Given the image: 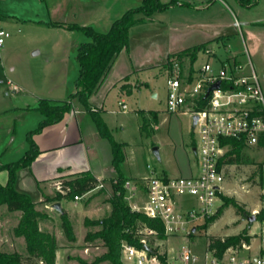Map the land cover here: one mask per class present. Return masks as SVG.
Masks as SVG:
<instances>
[{"label":"crops","instance_id":"1","mask_svg":"<svg viewBox=\"0 0 264 264\" xmlns=\"http://www.w3.org/2000/svg\"><path fill=\"white\" fill-rule=\"evenodd\" d=\"M142 2L143 0H0L2 27L21 32L19 23L24 28L28 24L33 26L25 29L21 40H30L33 32L37 33L34 36L58 35L62 41L63 37L67 38L65 47L61 46L62 42L59 43L57 50L63 47L65 49L59 59L51 53L56 58L54 62L48 58V63H40L39 70L31 68L25 75L22 72L16 74V66L9 61V54L15 45L13 41L5 42L0 48V76L4 75L7 80L11 79L19 86V90H14L6 80L7 85L0 87L1 184H6L10 177L8 169L3 167L18 161L26 154L30 148L28 134L35 131L45 119L44 114L37 109L40 99L60 102L74 92L68 93L66 87L69 84V70L72 66L73 75L78 66V77V48L82 42L90 39L82 31L48 26L45 22L77 23L91 26L99 32H107L117 18L128 9L140 6ZM118 6L122 8L119 14ZM136 18L140 20L130 28L129 49L122 50L115 57L102 84L90 97L93 108L101 114L107 112L106 98L113 89L121 97L118 101L121 109L127 111L129 107L123 96L131 95L141 88L139 84L135 88L131 85L136 73L140 74L144 69L160 64L165 68L169 54L203 43L213 53L208 55L207 60L212 61L211 57L215 58L217 66L223 61L235 59L246 66V71L254 67L257 73L264 76V0H256L252 7H245L237 0H180L179 4L167 10L154 12L150 19H145L143 13H138ZM74 37L80 43L73 46L69 41ZM231 40L235 44L232 45ZM33 49H36L33 55L42 51L36 48V44L31 45V50ZM52 49L55 50L56 46ZM7 64L8 68L5 66ZM128 76L130 79L126 80ZM1 82L5 80L1 79ZM120 102H124L127 108L123 109ZM32 139L40 154L31 165L16 171L15 188L29 194L38 204L44 196L55 195L57 190L52 185L55 180L91 171L103 184L104 191L116 177L112 167L113 153L106 143L107 140L99 135L92 115L76 98L62 120L46 125L40 132L33 134ZM191 146L194 164H190L188 159L186 165L179 167V175L198 171L196 144ZM185 155L187 157L186 152ZM121 170L129 180L140 181L145 178L128 176L123 163ZM99 188L88 193L91 194ZM60 202L63 208V201ZM43 205L44 209L40 210L49 214V205ZM40 227L42 229L41 224ZM44 231L49 232L47 229ZM253 243L256 246V239Z\"/></svg>","mask_w":264,"mask_h":264},{"label":"rangeland","instance_id":"2","mask_svg":"<svg viewBox=\"0 0 264 264\" xmlns=\"http://www.w3.org/2000/svg\"><path fill=\"white\" fill-rule=\"evenodd\" d=\"M120 10H122L121 6H118L117 14H119ZM19 26L22 28L21 32L17 29L14 31L9 28L12 30V32L9 30L12 36L6 41V43L13 41V44H15L9 54V61H12V65L16 66V74L22 72L25 75L31 68L39 70L40 63H48V58L54 62L56 58H53L51 53H54L56 57L58 56V59L63 54L65 50L64 43L67 41L66 37H63L62 41L58 35H53L52 37L43 34L34 36L37 33L33 32L31 36L33 35L32 37L35 40L31 38L30 43V40H21L20 37L26 32V28L28 30L29 27L33 26L28 24L24 28L21 23H19ZM60 42H62L61 46L64 47L60 48L61 50H57ZM79 43L76 37L69 41V44L73 46ZM32 44H36V48L42 50L40 54L33 55V51L36 49L31 50ZM231 44L233 45L235 42L231 40ZM53 46H56V53L52 49ZM208 58V54L205 53V50H202L199 52V57L195 64L201 65ZM211 60L217 66L216 59L211 57ZM188 63L186 65L187 68L189 67ZM5 66L8 68V64ZM76 67L75 75H72L74 71L72 66L69 70V84H66L68 93L75 90V81L78 74V66ZM166 69L167 67L164 68L160 64L144 69L140 74L136 73L134 75L133 83H131L132 87L134 86L135 88L139 84L141 88L135 90L131 95L123 96L129 107L127 111L121 109V105L118 102L121 97L117 94L116 89H113L106 98L105 107L107 112L102 114L103 118L114 140L128 143L125 146L126 158L122 162L128 176L149 177L152 174L161 175L164 172L169 176H177L180 172L179 167L186 165L188 159L190 164H194V154L191 151V145L197 144L199 137L197 131L193 128V118L187 108L177 111L168 109L166 84L168 71ZM258 75L264 87V76L260 72ZM1 79L5 80V82L2 83ZM129 79L130 77L128 76L126 80ZM6 80L4 75L0 76V87L7 85ZM144 80L148 81V83ZM142 125L145 126L144 130L141 128ZM105 139L112 151L111 141L108 138ZM155 146L159 147L161 159L153 152V147ZM103 155L105 156V154ZM243 157L244 159L240 163L226 165L225 181L222 184L223 190L221 192L223 195L235 197L243 207V210L239 212L233 205H229L224 209V213L211 222L208 227L204 225L201 230L203 236L197 238V249L201 251L205 246L206 239L210 237L224 238L238 234L244 228H248L252 233L260 231L256 220L250 222L247 216L253 213L260 204L259 197L264 188V167L263 176H261L259 163L264 162V149L247 146L243 150ZM113 180L110 181L107 189L102 190V192H99L98 189L91 194H84L79 200L74 198L62 200V211L69 215L73 223L76 237L73 241L67 237L63 229L62 211L53 208L51 206L52 203L48 204L50 215L48 214V218L41 220L40 224L43 230L47 229L56 236L59 246L56 264H82L79 261V257L87 263H91L106 252L107 248L100 239L86 240V236L90 231L95 232L101 227L91 223L88 224L87 220L103 219L110 214L111 203L109 199L114 194ZM59 182L60 179L52 182L56 190ZM138 194L140 199H142L143 192L139 191ZM179 200L186 207H191L196 203V200L190 196L181 197ZM224 203L222 198L217 201L219 207L223 206ZM43 204H38L37 208L39 210L44 209ZM20 217V211L11 212L6 205L0 206V246L3 250L19 251L27 255L24 237L17 236L14 233V227L18 224ZM166 246V243H164L163 247ZM98 264H110V262L101 261Z\"/></svg>","mask_w":264,"mask_h":264},{"label":"built area","instance_id":"3","mask_svg":"<svg viewBox=\"0 0 264 264\" xmlns=\"http://www.w3.org/2000/svg\"><path fill=\"white\" fill-rule=\"evenodd\" d=\"M11 34L0 25V48ZM205 53L213 54L210 49ZM183 61L184 68L175 59L172 68L166 69L167 106L170 111L187 108L192 118L198 115L194 127L199 137L198 171L189 175L152 174L140 181L127 180L125 198L129 206L133 211L159 220L165 237L160 238L156 228L141 226L136 233L140 245L122 242V260L124 264H264V218L258 219L264 211V188L260 204L253 211L260 231H249L250 243L231 245L220 253L211 246L209 238L202 251L197 249V238L203 236L202 227L219 208L217 201L226 171L221 159L230 147L224 140L237 138L247 146L259 147L264 133V87L254 67L246 71V66L235 59L218 66L207 60L195 67L191 79L186 67L189 60L184 57ZM217 81H221L220 86L205 97L208 87ZM7 83L19 90L11 79ZM201 99L206 100L205 104L200 105ZM120 103L123 109L127 108L124 102ZM60 188L59 182L57 189ZM139 191L143 192L142 199ZM185 196L193 197L195 205L184 206L179 199Z\"/></svg>","mask_w":264,"mask_h":264},{"label":"trees","instance_id":"4","mask_svg":"<svg viewBox=\"0 0 264 264\" xmlns=\"http://www.w3.org/2000/svg\"><path fill=\"white\" fill-rule=\"evenodd\" d=\"M245 7H252L256 0H237ZM180 0H143L138 7L128 9L121 17L117 18L107 32L96 31L91 26L79 25L77 23L65 22H45L48 26L64 27L69 30H79L84 32L90 39L82 42L78 48L77 61L79 63V75L75 81V90L67 99L60 102H52L48 99H40L37 109L40 110L45 119L39 124L35 131L28 134L30 148L26 154L16 162L5 165L3 168L9 171V180L6 184L0 183V206L6 205L9 211H20L21 217L18 224L14 227V233L17 236H23L26 242L27 255L19 251H6L0 246V264H56L57 244L56 236L50 232L44 231L40 227V221L49 217L46 212L37 208L38 203L32 197L24 192H19L15 188L16 171L22 167L32 164L40 154V150L32 139L33 134L40 132L46 125L59 122L63 119L65 113L72 108V101L76 98L83 108L89 112L98 128L99 135L108 138L112 144V167L116 177L112 181L114 194L109 199L111 203L110 214L103 219L87 220L88 224L101 226L95 232L90 231L87 241L100 239L107 248L106 252L95 261L87 263L79 257L82 264H98L101 261H109L110 264H124L122 261V242L124 240L140 245L137 236V230L141 226L156 228L159 237H165L163 226L159 220L148 217L142 212L133 211L129 206L125 195L127 192L126 182L128 178L124 176L121 170V163L126 158V143L114 140L110 129L105 122L102 114L93 108L90 103V97L102 84L104 78L110 71L115 57L122 51L128 50L130 46V28L139 22L136 18L138 13H143L145 19H150L151 15L157 11H164L171 6L177 5ZM183 4V3H182ZM185 4V3H184ZM187 4V3H186ZM207 44L203 43L176 53L169 54L167 67L172 68L175 59L180 60V65L184 68L183 58L189 60V78L195 73V63L199 52L206 50ZM128 78V77H126ZM206 100L201 99L200 105L205 104ZM143 130L145 126L141 127ZM230 144L226 154L221 159L222 165L240 163L243 161V150L247 147L243 140L237 138H228L224 140ZM259 147L264 148V133L261 136ZM264 162L259 163V170L263 176ZM61 188L57 189L54 196H44L40 203H54L62 201L65 198H75L100 187L101 182L91 171H84L70 175L60 180ZM103 187L99 188L102 192ZM219 197L224 200V205L220 206L217 212L206 220L205 226L208 227L211 222L224 213V209L233 205L239 212L243 210L241 204L235 197L219 193ZM264 218V211L258 215V219ZM62 226L70 240H75L73 223L66 212L61 213ZM211 246L220 253L231 245H242L250 243L251 235L248 228H244L235 235H229L224 238L210 237Z\"/></svg>","mask_w":264,"mask_h":264},{"label":"water","instance_id":"5","mask_svg":"<svg viewBox=\"0 0 264 264\" xmlns=\"http://www.w3.org/2000/svg\"><path fill=\"white\" fill-rule=\"evenodd\" d=\"M220 83H221V81H217V82L211 84V85L208 87V90H207V93H206L205 97H207L208 94H209L213 89L218 88V87L220 86ZM197 120H198V115H194V116H193V128L195 127V124H196ZM153 152L155 153V155H156L159 159H161L160 151H159V147H157V146L153 147ZM51 206H52L53 208L57 209L58 211H62V204H61L60 201H57V202L52 203ZM247 217H248V221H250V222H253V221L256 220V215H255L254 213L248 214ZM144 247H145L146 249L149 248L147 245H145Z\"/></svg>","mask_w":264,"mask_h":264}]
</instances>
